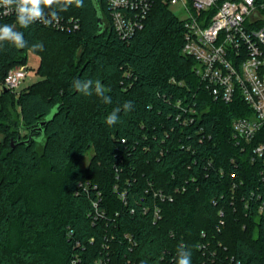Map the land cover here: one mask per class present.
Wrapping results in <instances>:
<instances>
[{
  "label": "trees",
  "instance_id": "obj_1",
  "mask_svg": "<svg viewBox=\"0 0 264 264\" xmlns=\"http://www.w3.org/2000/svg\"><path fill=\"white\" fill-rule=\"evenodd\" d=\"M151 1L126 40L104 0L102 30L92 0L58 11L80 19L71 34L0 18L28 44L0 42V81L29 52L41 59L38 82L0 95V264H176L182 242L192 264H264L261 166L233 138L252 111L240 95L214 99L183 53L184 22ZM77 79L99 80L112 103L77 92ZM126 101L133 110L109 127Z\"/></svg>",
  "mask_w": 264,
  "mask_h": 264
},
{
  "label": "built area",
  "instance_id": "obj_2",
  "mask_svg": "<svg viewBox=\"0 0 264 264\" xmlns=\"http://www.w3.org/2000/svg\"><path fill=\"white\" fill-rule=\"evenodd\" d=\"M113 28L123 40L145 27L152 8L151 0H104ZM169 7L180 6L185 27L183 53L196 61L195 73L215 100L232 103L240 95L252 111L251 117L233 123V138L252 150V162L261 166L264 184V0H163ZM0 18L5 14L0 6ZM40 23L39 21H37ZM43 24V23H41ZM45 25V24H43ZM48 26L65 33L77 32L79 18L59 16ZM30 70L27 65L10 70L4 89L15 95L22 91ZM125 198V193L121 194ZM259 213L264 214V198L259 197ZM159 211L156 212V214Z\"/></svg>",
  "mask_w": 264,
  "mask_h": 264
},
{
  "label": "clouds",
  "instance_id": "obj_3",
  "mask_svg": "<svg viewBox=\"0 0 264 264\" xmlns=\"http://www.w3.org/2000/svg\"><path fill=\"white\" fill-rule=\"evenodd\" d=\"M75 5L77 8L83 6V0H0V6L5 9V14L15 13L16 21L20 28L26 29L39 21L45 25L59 20L58 11H66L68 7ZM47 10V11H46ZM0 42H9L17 49L28 47L24 39V33L16 30L15 25H0ZM32 51H43L42 42L33 44ZM73 88L84 96H91L93 93L101 98L102 103L111 104L112 97L106 93L111 92L110 88H105L99 80L85 79L74 80ZM133 103L126 101L122 106L116 107L106 118L105 123L111 127L120 120V112L125 113L133 110ZM191 251L183 242L177 248L176 264H192ZM141 264H146L142 261Z\"/></svg>",
  "mask_w": 264,
  "mask_h": 264
},
{
  "label": "rangeland",
  "instance_id": "obj_4",
  "mask_svg": "<svg viewBox=\"0 0 264 264\" xmlns=\"http://www.w3.org/2000/svg\"><path fill=\"white\" fill-rule=\"evenodd\" d=\"M170 10L180 19H185L186 16L183 14V11L181 9L180 6H171L170 7ZM81 51V50H79ZM40 57L39 55H37L36 53L34 52H29L28 53V58H27V66L29 67V70H30V73H29V76H28V79L24 84V86H27L29 87L30 85L38 82L41 78L37 75V70L40 66ZM17 67H20L19 66H16L14 68H12L11 70L17 68ZM23 86V85H22ZM2 142V141H0ZM93 156V150H90L84 157V159L82 160L81 164H80V167L81 169L85 170L89 163H90V160Z\"/></svg>",
  "mask_w": 264,
  "mask_h": 264
},
{
  "label": "water",
  "instance_id": "obj_5",
  "mask_svg": "<svg viewBox=\"0 0 264 264\" xmlns=\"http://www.w3.org/2000/svg\"><path fill=\"white\" fill-rule=\"evenodd\" d=\"M96 9H97V16H98V24H99V29L102 30L103 28V20H102V15L100 13V11L98 10V6H97V0H92ZM4 92H7L6 89L3 90Z\"/></svg>",
  "mask_w": 264,
  "mask_h": 264
},
{
  "label": "crops",
  "instance_id": "obj_6",
  "mask_svg": "<svg viewBox=\"0 0 264 264\" xmlns=\"http://www.w3.org/2000/svg\"><path fill=\"white\" fill-rule=\"evenodd\" d=\"M26 81H27V80H26ZM26 81H25V82H26ZM25 82H24V83H25ZM25 88H27V86H24V84H23V86H22V90L25 89ZM3 139H4V136H3L2 134H0V141H3Z\"/></svg>",
  "mask_w": 264,
  "mask_h": 264
}]
</instances>
